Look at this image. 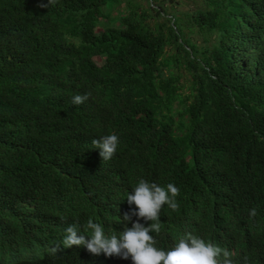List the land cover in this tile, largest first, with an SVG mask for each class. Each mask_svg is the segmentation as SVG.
<instances>
[{"label":"trees","instance_id":"obj_1","mask_svg":"<svg viewBox=\"0 0 264 264\" xmlns=\"http://www.w3.org/2000/svg\"><path fill=\"white\" fill-rule=\"evenodd\" d=\"M161 5L0 0V264H58L63 220L130 212L140 179L180 189L159 246L191 233L264 264V0Z\"/></svg>","mask_w":264,"mask_h":264},{"label":"clouds","instance_id":"obj_2","mask_svg":"<svg viewBox=\"0 0 264 264\" xmlns=\"http://www.w3.org/2000/svg\"><path fill=\"white\" fill-rule=\"evenodd\" d=\"M54 2L48 0V4ZM88 99L89 94L85 93L75 95L71 102L81 105ZM92 145L100 149V157L107 161L116 154L119 137L106 135L93 139ZM49 153L67 157L70 152L56 145ZM179 194L180 189L172 183L163 187L140 179L127 195L130 212L122 214L117 206L112 207L109 212L94 214L85 225L61 219L62 230L47 246V256L58 264H234L231 252L191 233L170 247L159 246L163 234L161 211L165 205L175 211ZM65 202L66 199L58 200L54 206ZM257 214L256 208L249 210L250 217ZM243 264H249L247 256Z\"/></svg>","mask_w":264,"mask_h":264},{"label":"rangeland","instance_id":"obj_3","mask_svg":"<svg viewBox=\"0 0 264 264\" xmlns=\"http://www.w3.org/2000/svg\"><path fill=\"white\" fill-rule=\"evenodd\" d=\"M162 2V9L167 10L168 12L171 11H182V12H191L193 9L197 7L203 6V0H161ZM124 3L121 2L120 7H123ZM116 14V10L113 11L112 15ZM194 41L199 44L201 42V37L199 34H194L193 36ZM182 73V72H180ZM180 83L183 86V91L188 92V81L181 76Z\"/></svg>","mask_w":264,"mask_h":264}]
</instances>
